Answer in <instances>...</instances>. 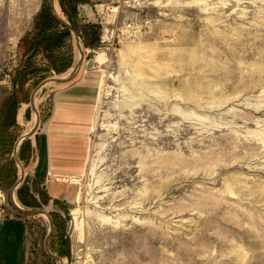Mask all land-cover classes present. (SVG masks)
<instances>
[{
    "label": "rangeland",
    "instance_id": "rangeland-1",
    "mask_svg": "<svg viewBox=\"0 0 264 264\" xmlns=\"http://www.w3.org/2000/svg\"><path fill=\"white\" fill-rule=\"evenodd\" d=\"M91 2L96 22L71 28L101 76L85 171L47 209L22 138L48 114L49 64L79 47L27 52L48 0H0V220H27V264H264V0ZM22 188L46 215L16 210ZM23 243L2 221L0 262Z\"/></svg>",
    "mask_w": 264,
    "mask_h": 264
},
{
    "label": "crops",
    "instance_id": "crops-1",
    "mask_svg": "<svg viewBox=\"0 0 264 264\" xmlns=\"http://www.w3.org/2000/svg\"><path fill=\"white\" fill-rule=\"evenodd\" d=\"M89 3L92 4L91 0ZM77 12L78 18L83 22H96L90 4L80 5ZM70 50L71 67L59 75L60 83L51 82L54 88L50 92L48 114L28 138L31 146L28 176L45 199L44 203H39L47 209L59 202L70 203L74 198L76 181L85 171L89 136L101 83V76L97 71L81 69L83 58L81 60L80 51L77 49L75 52L72 47ZM2 221H18L24 228V243L15 255L4 253L5 258L7 257L6 264H27V220L6 218L0 220V226ZM10 242L8 236V248Z\"/></svg>",
    "mask_w": 264,
    "mask_h": 264
},
{
    "label": "trees",
    "instance_id": "trees-1",
    "mask_svg": "<svg viewBox=\"0 0 264 264\" xmlns=\"http://www.w3.org/2000/svg\"><path fill=\"white\" fill-rule=\"evenodd\" d=\"M66 3V4H65ZM88 4V0H59V5L62 9L64 16L67 18L69 22V27L73 30H78V26L81 24L80 19L78 18L77 8L80 5ZM35 29H38V41H36L35 37L29 39V42L26 46V51L31 52L36 49H41L45 54L47 60L52 61L53 55H59V49L61 47L60 39L64 37L70 36V31L67 27L61 25L53 16L50 7L42 6L39 13L36 15L35 19ZM55 26H62L63 32L56 33L53 37L52 35H44V30L49 31V28H54ZM88 26V25H87ZM88 27H92L89 25ZM81 34H87L81 30ZM88 37V36H87ZM60 44V45H59ZM48 52L52 53L48 54ZM61 63V61H60ZM72 58L71 55L67 56V60L64 61L62 66H56L55 63L49 64L48 70L51 72H55L56 74H60L68 70L71 66ZM60 68V71L58 69ZM30 74V73H29ZM21 76L24 74H20ZM8 127V126H7ZM27 144H22L21 149L26 148ZM1 182V178H0ZM23 188L17 192L18 201L25 206L26 208H36L37 203L34 198H30V201H25L23 198Z\"/></svg>",
    "mask_w": 264,
    "mask_h": 264
},
{
    "label": "water",
    "instance_id": "water-1",
    "mask_svg": "<svg viewBox=\"0 0 264 264\" xmlns=\"http://www.w3.org/2000/svg\"><path fill=\"white\" fill-rule=\"evenodd\" d=\"M48 4H49V7H50L51 12H52L53 16L55 17V19H56L61 25L67 27L68 30H70L71 34L74 36L75 41H76L77 44H78L79 51H80V54H81V60H82V58H83V54H82V51H81V47H80V45H79V43H78V37L75 35V32L71 29V27H69L67 24L61 22V21L57 18L56 14H55L54 0H48ZM52 82H53V83H60L61 81H59V80H53ZM32 132H33V131H32ZM32 132H31L30 134H32ZM28 136L30 137V135H27V136H25L24 138H22V141L25 140L26 138H28ZM17 185H18V183L16 184V186H17ZM12 195H13V193H12ZM11 199H12V198H11ZM12 202H13V200H12ZM14 206H15V205H14ZM15 208H16V210H18L21 214H23V215H25V216H32V215H46L42 210H24V209H20V208H17V207H15ZM49 229H50V230H49V233H51L52 230H53V226H52L51 222H50V227H49ZM62 255L65 256V253H63ZM55 260L58 261V258H55Z\"/></svg>",
    "mask_w": 264,
    "mask_h": 264
},
{
    "label": "bare ground",
    "instance_id": "bare-ground-1",
    "mask_svg": "<svg viewBox=\"0 0 264 264\" xmlns=\"http://www.w3.org/2000/svg\"><path fill=\"white\" fill-rule=\"evenodd\" d=\"M54 7H55L56 12H58V7L56 6V4H54ZM18 119H21L20 114H19ZM71 219H72V218H71ZM71 226H72V225H71Z\"/></svg>",
    "mask_w": 264,
    "mask_h": 264
},
{
    "label": "built area",
    "instance_id": "built-area-1",
    "mask_svg": "<svg viewBox=\"0 0 264 264\" xmlns=\"http://www.w3.org/2000/svg\"><path fill=\"white\" fill-rule=\"evenodd\" d=\"M0 198L3 199V196L1 195V193H0Z\"/></svg>",
    "mask_w": 264,
    "mask_h": 264
},
{
    "label": "flooded vegetation",
    "instance_id": "flooded-vegetation-1",
    "mask_svg": "<svg viewBox=\"0 0 264 264\" xmlns=\"http://www.w3.org/2000/svg\"><path fill=\"white\" fill-rule=\"evenodd\" d=\"M62 252L65 253V251H62ZM63 253H62V254H63ZM65 254H66V253H65Z\"/></svg>",
    "mask_w": 264,
    "mask_h": 264
}]
</instances>
